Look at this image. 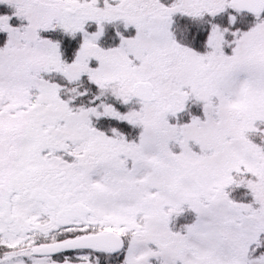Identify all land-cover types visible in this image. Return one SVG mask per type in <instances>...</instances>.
<instances>
[{"label":"snow or ice","instance_id":"obj_1","mask_svg":"<svg viewBox=\"0 0 264 264\" xmlns=\"http://www.w3.org/2000/svg\"><path fill=\"white\" fill-rule=\"evenodd\" d=\"M0 264H264V0H0Z\"/></svg>","mask_w":264,"mask_h":264}]
</instances>
